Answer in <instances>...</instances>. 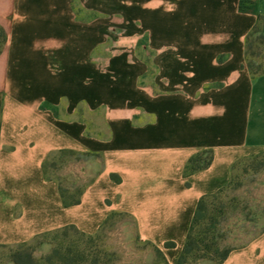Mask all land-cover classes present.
Returning <instances> with one entry per match:
<instances>
[{"label":"crops","instance_id":"crops-1","mask_svg":"<svg viewBox=\"0 0 264 264\" xmlns=\"http://www.w3.org/2000/svg\"><path fill=\"white\" fill-rule=\"evenodd\" d=\"M242 1L0 0V247L67 226L93 236L123 214L175 263L199 201L264 153V74L246 64L264 0ZM103 6L115 26L124 9L131 43L107 58ZM64 150L94 170L68 207L44 171ZM204 151L211 165L186 174ZM222 264H264V230Z\"/></svg>","mask_w":264,"mask_h":264},{"label":"rangeland","instance_id":"rangeland-1","mask_svg":"<svg viewBox=\"0 0 264 264\" xmlns=\"http://www.w3.org/2000/svg\"><path fill=\"white\" fill-rule=\"evenodd\" d=\"M102 13V27L105 35L102 44L96 48V55L109 57V50L126 51L124 38L127 34L124 9L117 10L121 22L117 26L109 20L108 13L113 11L96 10ZM89 12V10H87ZM86 14L87 23L92 17ZM94 16V15H93ZM137 27V26H136ZM118 41V42H117ZM123 45V46H122ZM253 52L257 56L252 61L264 65V44L254 42ZM116 47V48H115ZM128 50V49H127ZM139 58L142 53L137 51ZM88 156H55V169H50L51 177L58 178L64 188L76 193L89 182L94 174L93 169L82 170ZM217 221V234L220 237L221 249L234 250L251 242L264 230V153L257 159L240 161L234 168L231 182L221 190L218 198L209 206ZM30 253L34 264H65L66 258L77 254L92 255L100 264H165L153 245L138 240L132 221L123 214H115L102 231L93 236H81L75 232H58L36 238L25 246L0 247V264H16V255ZM219 257L190 264H218ZM85 264V263H84ZM86 264H90L89 261Z\"/></svg>","mask_w":264,"mask_h":264},{"label":"trees","instance_id":"trees-1","mask_svg":"<svg viewBox=\"0 0 264 264\" xmlns=\"http://www.w3.org/2000/svg\"><path fill=\"white\" fill-rule=\"evenodd\" d=\"M244 0L241 2V11H248L249 8L244 5ZM257 24L252 29L250 34L247 36L246 39V64L249 72L253 77H257L264 74V65H258L255 64L252 61V58L254 56H257V53H254L252 50L254 48V42H258L260 44H264V11L263 10H257ZM7 34L5 30L0 26V54L3 52L5 45L7 43ZM55 156H87V155H81L77 154L73 151H60L58 153L53 154L45 163H44V171L45 175L49 178L50 176V169L56 168V163L52 161V158ZM259 157V156H257ZM257 157L253 159H257ZM213 160V155L211 151H204L203 153H200L194 157H192L188 165L186 167L185 173L186 174H192L204 169H207ZM57 181H59L60 185V194L61 198L63 200V203L65 206H74L79 204L80 202V196L82 194V189H79L76 193H71L68 188H64L62 183L58 178H55ZM112 179L116 182H118L120 179L112 175ZM221 191L218 193L211 195V196H205L203 197L197 206L191 227L189 229V233L187 235L186 243L184 245V248L178 257V259L175 261L174 264H190L194 262H203L207 260H211L213 257L218 256L219 262L218 264H222L227 257L229 256L230 252L232 250L230 249H221V241L220 237L217 234V221L213 217V214L211 213L209 206L211 204V201H214L218 198V195ZM109 223L107 221L101 231L104 229V227ZM75 232L76 234H80L81 236H87L83 233H81L76 227L74 226H67L63 229L57 230L53 233L58 232ZM48 235V234H46ZM45 236V235H42ZM42 236H39L37 238H40ZM36 239V238H35ZM27 243L20 244L18 246H25ZM174 244L167 243L165 245V248H172ZM2 247H8V246H2ZM157 251V253L162 258L163 262L165 264H168L163 253L156 247H154ZM13 262L16 264H34L32 255L30 253L24 252L20 253L19 255H16L13 257ZM51 263L53 260V257L48 259ZM90 264H100V261L96 257H93L92 255L85 256L84 254H77L74 257H67L65 264H86L88 262ZM49 263V264H50Z\"/></svg>","mask_w":264,"mask_h":264}]
</instances>
